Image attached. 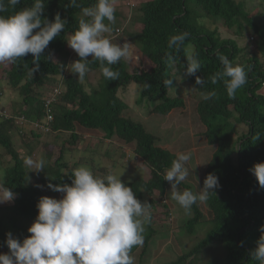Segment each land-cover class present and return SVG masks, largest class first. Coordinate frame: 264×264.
I'll use <instances>...</instances> for the list:
<instances>
[{
    "label": "trees",
    "instance_id": "obj_1",
    "mask_svg": "<svg viewBox=\"0 0 264 264\" xmlns=\"http://www.w3.org/2000/svg\"><path fill=\"white\" fill-rule=\"evenodd\" d=\"M247 1L249 0H150L136 10L139 15H135V6L132 4L120 6L115 9V22L111 24L109 38L113 43V38L122 35L117 34V29H123L124 33L127 23L131 21L139 23L140 32L129 36L140 50L141 64L131 69L126 59H122L110 66L113 71L119 73L118 78L108 80L102 74L100 62L92 60L89 56V70L84 80L80 81L67 67L80 59L77 56L72 60L75 51L68 50L67 40L78 28L80 19L90 20L89 17L83 16L82 9L93 7L97 0H76L75 5H71V0H45L43 17L54 21L55 16L59 14L61 19L67 21L65 29L41 54L38 71L31 74V68L35 65L33 56L28 54L10 64V68L5 70L6 80L8 85L20 94V109L22 108L20 115H24L29 121L41 122L46 121L49 111L52 115L49 122L50 131L46 133L32 129L30 132L31 140L25 145L30 149L28 156H31L35 141L39 142L52 135L58 140L63 133L69 134L71 140L66 144L71 146L60 147L57 144L55 147H58L59 156L53 158L55 152L52 145L47 142L43 144L44 151L47 150L48 160L54 159V166L46 164L38 179L35 175L31 177L9 135L14 120L12 118L0 120V147L5 149L6 157L10 158L8 162L6 161L10 166L5 171L4 186L15 194L13 207L18 205L17 209L27 223L25 227L15 224L6 230L3 225V213L0 212V253L9 252L6 234L11 229L13 237L21 241L30 235L28 228L38 215L36 205L43 197L40 186L48 189L54 195L52 198L59 199L62 194L52 191L48 184H71L72 171L80 164H75L72 168L66 161V152L72 150L71 147H74L80 137L79 128L100 131L105 140L115 138L120 143L135 145V153L150 168L151 176L146 180L137 177L132 182H123L133 189L138 200L151 204L152 214L158 205L164 203L166 212L169 213L167 202L172 200L171 185L164 180V172L171 167L176 153L164 148L159 143V138L147 132L141 123L126 117L125 112L129 106L119 93L132 85H139L141 88L136 92L139 96L137 102L153 101L156 113L168 115L174 109L186 106L184 97L172 94L177 87L176 78L181 76V84L193 86L191 95L197 102V119L207 128L208 145L216 147L204 179L209 173H213L218 177L220 187L204 202L206 209L213 216L206 224L207 234L174 264H195L205 252L217 247L223 248L224 256H214L206 264H258L252 258L251 252L257 247L256 241L261 235L259 228L264 225V189L259 187L256 177L249 169L256 163L264 162V93L261 92L264 90V62L259 56L264 57V14L260 10H257L256 14H249ZM32 3L33 0H21L15 9L9 8L4 15L31 7ZM260 3L264 8V0H260ZM105 23L109 22L105 20ZM216 23H221L227 31H234L236 38H223L217 30ZM210 24H214L215 28H211ZM179 32L189 33L184 47L201 63V69L196 76L204 78L203 86L196 85V76L184 74L186 63L184 51L177 53L167 47L168 38ZM246 33L250 43L257 39L256 49L248 44L244 47L240 45L238 40ZM169 52L177 57L174 64L167 61ZM217 52L228 56L234 65L243 66L248 74L247 83L237 91L235 98L227 95L223 80H218L215 84L211 82V77L222 71ZM54 54L64 56L65 59L54 61ZM174 68L178 76L172 73ZM96 75L98 84L94 87L90 79ZM169 78L175 79L174 86L165 88L163 81ZM50 81L57 83L56 88H61V85L63 88L56 96V102L47 106L44 92H47L45 87ZM213 91L216 93L215 96L208 100L203 99L206 94ZM6 94H8L6 89L0 91V108L5 105L3 95ZM33 97L39 98L35 105L32 102ZM237 124L245 125L248 132L239 135ZM22 135L23 138L26 137L25 134ZM119 147L123 152V146ZM0 163H3L2 160ZM191 172L192 176L197 175V171L191 169ZM204 179L200 182L201 189ZM35 180L37 182L33 186ZM179 189L196 193V189L186 180L179 185ZM172 202H175L173 203L175 208L182 209L176 201ZM191 211L193 216L184 221L185 223L182 221V227L186 233L194 235L201 228L199 224L203 222L204 213L198 203L192 206ZM145 229H148L149 233L144 235L143 250L150 248L151 239L161 234V231L157 234L158 229L154 228L152 223L146 225ZM139 248L140 246L134 247L131 254L136 253Z\"/></svg>",
    "mask_w": 264,
    "mask_h": 264
},
{
    "label": "clouds",
    "instance_id": "obj_2",
    "mask_svg": "<svg viewBox=\"0 0 264 264\" xmlns=\"http://www.w3.org/2000/svg\"><path fill=\"white\" fill-rule=\"evenodd\" d=\"M20 3L21 0H0V63H15L31 54L35 65L31 68L33 74L39 70L41 54L65 29L67 21L61 19L59 14L54 21L44 18L45 0H33L31 7L4 15L9 8L15 9ZM75 3L76 0H71V5ZM82 13L90 20L80 19L78 28L67 40L69 47L80 57L67 66L68 70L83 81L89 70L88 57L91 56L92 60L100 62L106 79L116 80L119 73L110 66L127 58L129 48L127 43L113 44L105 35L112 31L111 24L115 22L114 0H97L93 7L83 8ZM105 20L109 23L106 24ZM188 36L187 32L171 35L167 47L177 53L183 50L186 58L184 74L196 76L201 63L184 47ZM216 56L222 65V71L215 73L211 82L215 84L218 80H223L227 95L235 98L237 91L247 83L248 74L243 66L234 65L228 56L220 52ZM176 59L171 52L167 54L170 64H174ZM174 80L165 79V88L174 86ZM195 83L203 86L205 80L196 76ZM215 95L213 91L203 99L208 100ZM0 114L3 118H12L14 121H29L24 115L15 112L12 116L2 112ZM47 116H51L52 120L51 113ZM29 122H35L34 129L38 132L49 131L43 128L50 122L47 117L45 122ZM48 128L50 129L49 126ZM31 131L32 129L26 130L25 136L30 138ZM134 154L141 160L135 152ZM20 155L27 168L37 172L44 171L43 158L34 159L26 152L25 156L21 152ZM190 158L189 153H176L171 167L164 172V180L171 185L170 198L186 214L191 213L193 205L206 202L220 187L218 177L209 173L198 193L187 189L181 191L179 185L189 175L186 164ZM8 166L10 164L5 167ZM249 171L256 177L259 187L264 189V162L254 164ZM71 177V184H48V188L62 196L59 199L48 196L39 199L36 205L38 215L28 228L29 236L21 241L14 238L11 232L6 234L9 252L0 253V264H135L131 252L134 247H142L144 244L145 226L152 220L151 204L138 200L133 189L121 180V176L110 172L100 177L94 175L90 168L80 166L73 169ZM14 198L15 194L0 182V212L4 208H12L15 205ZM259 231L261 235L251 256L258 264H264V225L260 226Z\"/></svg>",
    "mask_w": 264,
    "mask_h": 264
},
{
    "label": "rangeland",
    "instance_id": "obj_3",
    "mask_svg": "<svg viewBox=\"0 0 264 264\" xmlns=\"http://www.w3.org/2000/svg\"><path fill=\"white\" fill-rule=\"evenodd\" d=\"M148 1L150 0H132L135 5L134 12L139 9L142 4ZM128 4V0H114L115 9H118L120 6H128ZM246 6L249 14L255 13L257 10H260V12L264 14V8L261 5L260 0H249L246 2ZM125 11L126 9L124 8V12ZM135 15H139V12L136 11ZM127 24V27H125V34L122 33L121 35L123 38H121V36L119 38H113V44L123 45V41L125 40V43H127L129 48V55L125 59L128 62L129 68L134 69L141 64L142 59L140 58L139 48L133 44L129 35L140 32V25L136 21H131ZM216 25L217 30L223 38H236L234 31L225 30L221 23H216ZM210 26L211 28H215L214 24H210ZM105 35L109 38V33H106ZM238 41L242 47L248 44L249 46H252L253 49H256L255 43L258 42L257 39L256 41H251V45L250 39L249 41L247 39V33ZM68 50L73 51L70 47H68ZM77 56L78 55L74 52L71 57L72 60ZM259 56L261 57V61L264 62V57L262 55ZM53 58L54 61H62L65 59L64 56L58 54H54ZM10 64L11 63H0V91L3 92L4 89H6L8 92L5 96L3 95V103L5 105L0 108V112L6 114L7 116H12L13 112L18 114L22 111V108L20 109L21 97L19 92L13 90L8 85L6 80L5 70L10 68ZM172 73L177 75L176 68L172 70ZM97 78L98 76L96 75L90 79L94 87L98 84ZM180 78L181 76L176 78L177 87L172 91V94L184 97L186 106L182 109H174L168 115L156 113L154 111L155 102L153 101L143 100L137 102V98L139 96L136 95V92H139L141 88L139 85H132L126 90H121L119 94L129 106V109L125 112V115H127L126 117L132 119L134 122L141 123L148 132L155 134L159 138V143L162 144L164 148L172 151L173 153L184 152L190 154L191 158L187 162L190 167L186 164L190 177H187L186 182L192 184L198 193L201 189L200 182L204 179L206 168L216 150V147L208 145L206 137L207 128L200 122L199 119H197V102L191 95L193 92V86H190L189 84H181ZM56 86V82L50 81L47 84L45 87L47 92H44L47 99L52 97ZM261 92L264 93V90H261ZM38 100V97H33V104L35 105ZM50 117L51 116H48L47 118L51 122ZM1 119L3 120V116L0 114V120ZM48 126L49 123L43 126V128L46 131H50ZM236 126L239 135L246 134L248 132V128L245 125L237 124ZM34 128H36L35 122H29L23 119L15 120L13 125L10 127L9 135L12 137L15 147L23 156H25V152H30V149L25 145L26 142L31 139L28 137L23 138L24 135L19 136V133L24 134L26 130ZM78 132L79 135L81 134L82 136L80 135V137L76 140L77 142L74 147H71L72 150L70 152H66V161L72 165V168L75 164H80V166L90 168L94 174H97V176L102 177L110 172L117 176H121V180L126 182H132L137 177L146 180L151 176L150 168L134 154L135 145L120 143V141L115 138L107 141L104 139V135L100 131L82 130L79 128ZM57 139L58 140H56L55 135H52L45 137L39 142L35 141L32 145L33 153L31 152V157L34 159L43 158L45 160V165L48 164L50 167H53L55 162L53 158H57L59 156L57 154L59 153L58 147L56 148L55 146L57 144L60 147L71 146L70 144H66L67 141L71 140L69 134L63 133ZM46 142L49 145H52L51 147L53 148V152H55L54 157L52 158L53 160L51 159L50 161L47 157V150L44 151L42 146ZM119 146H123V152L119 149ZM0 160L3 162L0 163V182L4 185V178H6L5 171L7 168L5 166H7V162L10 158L6 157L5 149L3 147H0ZM1 164L3 165L1 166ZM197 164H199V166H197ZM191 169L194 172L197 171L196 176H192ZM63 171L65 172V170ZM40 172L29 169L30 176L34 177L35 175L37 176V179ZM36 180L34 181L33 186L36 184ZM39 189L42 190L43 196L54 197V195L51 194L48 189H44L43 186H40ZM172 201L174 200L167 202V205L169 206L168 209L170 210L169 213L166 212V208L164 207L166 203H164L158 205L154 214H152L151 223L154 228L158 229V231H156L157 234L160 231L161 234L151 239L150 248L143 250L142 246L136 253L131 254L135 258V264H174L182 255L188 253L192 248H194L199 243V240L204 239L207 234L208 228L206 224L213 218V216L206 209L204 202H198L199 207L204 213L203 222L199 224V226L201 225V228L197 230L198 232L196 234L191 235L185 232L182 227V221L186 222L187 219L191 218L193 216V212L191 211L190 214H186L183 209L179 210L175 208L173 205L175 202ZM17 206L18 205L12 208L7 207L2 209L3 225L6 230L15 224L19 225V227H25L24 225H27V223H25L24 216L20 214ZM27 219L29 218L27 217ZM210 226L211 223L208 224V227ZM9 232H12V229ZM146 233H149L148 229H145L144 235H146ZM144 253L145 255L143 256ZM224 254L223 248L217 247L216 249L205 252L201 256L200 260H196L195 264H206V262L214 256L223 257Z\"/></svg>",
    "mask_w": 264,
    "mask_h": 264
},
{
    "label": "built area",
    "instance_id": "obj_4",
    "mask_svg": "<svg viewBox=\"0 0 264 264\" xmlns=\"http://www.w3.org/2000/svg\"><path fill=\"white\" fill-rule=\"evenodd\" d=\"M128 3L134 6V3L131 0H129ZM122 33H123V29H117V34H122ZM60 89L61 88H56L52 94V97L47 99V102H46L47 106L53 102H56V96H58V94L60 93ZM49 114H50V111H49Z\"/></svg>",
    "mask_w": 264,
    "mask_h": 264
},
{
    "label": "crops",
    "instance_id": "obj_5",
    "mask_svg": "<svg viewBox=\"0 0 264 264\" xmlns=\"http://www.w3.org/2000/svg\"><path fill=\"white\" fill-rule=\"evenodd\" d=\"M199 163V162H198Z\"/></svg>",
    "mask_w": 264,
    "mask_h": 264
}]
</instances>
